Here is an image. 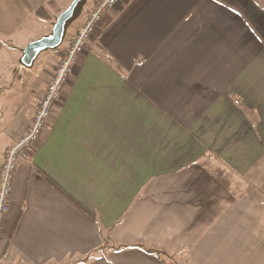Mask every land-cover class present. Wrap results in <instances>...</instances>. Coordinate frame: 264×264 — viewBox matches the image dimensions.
Returning a JSON list of instances; mask_svg holds the SVG:
<instances>
[{"label":"crops","instance_id":"1","mask_svg":"<svg viewBox=\"0 0 264 264\" xmlns=\"http://www.w3.org/2000/svg\"><path fill=\"white\" fill-rule=\"evenodd\" d=\"M50 1L0 0V163L97 0L18 80ZM9 203L0 264H264V0H119Z\"/></svg>","mask_w":264,"mask_h":264},{"label":"built area","instance_id":"2","mask_svg":"<svg viewBox=\"0 0 264 264\" xmlns=\"http://www.w3.org/2000/svg\"><path fill=\"white\" fill-rule=\"evenodd\" d=\"M119 0H97L82 26L68 40L64 55L57 63L46 91L40 100L29 129L13 144L9 145L0 163V232L9 213V197L13 189L18 162L23 153L29 149L44 130L49 116L59 102L62 92L69 82L80 56L86 50L90 39L98 29L103 15L117 5ZM18 264H26L20 261Z\"/></svg>","mask_w":264,"mask_h":264},{"label":"water","instance_id":"3","mask_svg":"<svg viewBox=\"0 0 264 264\" xmlns=\"http://www.w3.org/2000/svg\"><path fill=\"white\" fill-rule=\"evenodd\" d=\"M87 1L72 0L56 17L50 33L30 41L23 48L19 59L20 64L26 68H32L40 54L60 48L66 40L70 26L81 16Z\"/></svg>","mask_w":264,"mask_h":264},{"label":"rangeland","instance_id":"4","mask_svg":"<svg viewBox=\"0 0 264 264\" xmlns=\"http://www.w3.org/2000/svg\"><path fill=\"white\" fill-rule=\"evenodd\" d=\"M92 1L93 0H88L87 1V3H86V5H85V7H84V9H83V12H82V14H81V16L70 26V28H69V30H68V33H67V37H66V40H65V42H64V44L66 43V41L68 40V38H69V36L71 35V33L76 29V27L82 22V20H83V18L85 17V15H86V13H87V11H88V9H89V7H90V5H91V3H92ZM69 5V3H65V7H67ZM62 10H64V9H62ZM61 10V11H62ZM61 11H58V8H56L55 9V11H53L52 12V16H51V18H53L52 19V21L54 22L55 20H56V16H58L59 14H60V12ZM51 21V22H52ZM35 27H37V29H38V36L39 37H41V36H43V35H46V34H48V33H50L51 32V30H52V28H53V24L52 23H50V22H46V21H40V22H38V24L37 25H35ZM36 38H38V37H36ZM63 44V45H64ZM62 45V46H63ZM61 46V47H62ZM47 53H51V52H43L41 55L42 56H40V58L39 59H41V57H44V55H46ZM31 69L32 68H26V67H24V66H22L21 64L18 66V71L16 72V76H18V75H22L23 74V71L24 72H26V75L23 77V78H18V80H21V79H24L25 81H27L29 78H32L33 76H32V74H31ZM23 82H18V84H16V86H15V88H14V90H18V89H22V88H24L25 86H23L24 84H22ZM26 83V82H25Z\"/></svg>","mask_w":264,"mask_h":264},{"label":"trees","instance_id":"5","mask_svg":"<svg viewBox=\"0 0 264 264\" xmlns=\"http://www.w3.org/2000/svg\"><path fill=\"white\" fill-rule=\"evenodd\" d=\"M48 6H53V1L52 0L48 3ZM61 10L62 9L58 8V11H61ZM109 239H110V237H109ZM140 246L143 247V245H140ZM144 248L147 251H149V252H153V253L162 255L164 257V261L166 262V264H182V263H180V262L172 259V257L166 251H164V250L154 249V248H150V247H144Z\"/></svg>","mask_w":264,"mask_h":264}]
</instances>
